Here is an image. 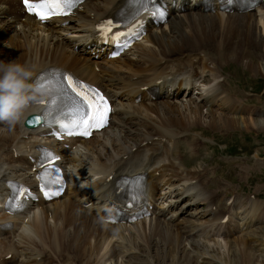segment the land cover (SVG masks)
<instances>
[{
  "label": "bare ground",
  "instance_id": "1",
  "mask_svg": "<svg viewBox=\"0 0 264 264\" xmlns=\"http://www.w3.org/2000/svg\"><path fill=\"white\" fill-rule=\"evenodd\" d=\"M91 4L94 6V8L99 9L101 0H93L91 1ZM16 10L17 6L14 0H0V22H7L6 24L10 26V23L7 21V17L10 16V14H17ZM92 22L93 21L88 24H91ZM218 31H220V33H218ZM220 35L222 38H224L223 43H225V50L222 52V56H220L219 60L222 59V61H224V65L231 61H237L240 63L250 61V63L246 65L249 70L260 71L259 68H261V66L264 69V62L261 61L259 65L256 66L251 60V57H253L254 53L257 56L259 55V53L256 52L259 49V43L264 44V39L262 38L264 37V18H256L252 14H205L200 12L185 13L175 18L172 29L169 26H165L158 30V32H154L151 37L152 41L154 42V46L147 48L151 53L154 54V56H156L160 53H167L179 49L184 50L202 43L216 42L215 39H218ZM60 38L61 37H58V39ZM162 41L168 43L167 48H162L160 46L159 42ZM58 43L60 42H57L56 44L58 45ZM51 44V41H47L41 45V41L38 40L35 42L34 38L30 47V49L34 51L33 54L26 52L24 47L18 46L13 49L5 50L4 54L0 56V61L8 62L10 59L11 61L16 60L18 62L28 60V58L32 55L34 57L42 55V59L45 62L60 61L61 63L69 64L72 67H77L79 72H82L91 79L96 80L97 76L95 72H93L92 64L88 60L80 62L75 61L72 57L65 59V51L60 48V45L57 50H52ZM40 46L41 49L39 51L38 47ZM250 48L253 49V51H251ZM24 57H26V59ZM163 106L161 107L157 105L155 108H152L150 110L151 114L155 115L157 119L167 125H177L181 128L206 129L212 128L210 123L214 125L221 123L229 124L231 121L237 122V125L240 126L242 122L240 119L234 116H220L215 109L206 110L203 105L190 100L186 102L181 101L178 103L167 101ZM207 121L208 124H206ZM246 123L249 124V126L257 127L262 125L263 121L261 119H253L247 120ZM231 128L232 127L227 126V129ZM217 129H221V127L219 126ZM8 136L10 135L7 134L5 130L0 129L1 138ZM11 136L14 137L15 135L13 134ZM17 151L20 153L17 160L22 161V159L25 158V155L19 149ZM15 162L16 159L12 161V165L9 167L10 172H13ZM24 178H27V176L25 175ZM3 193L4 192L1 191L0 196H2ZM78 214H80L82 218L81 221H77L76 231L70 235V238L73 246H75L78 251L79 261L81 262L80 264H124L118 259L114 260V245L112 244V237L109 236L111 233L110 227L99 223L97 220H93L91 217L83 218L82 213L78 212ZM260 214L264 217V208L260 210ZM38 218L39 216L37 214L36 217L30 218L26 223H24L20 227V230H17L18 235L22 236L25 234V232L30 229L31 225L35 228L41 226ZM223 224L224 223H221L219 218H213V221L208 224V227L202 236H204L205 239H208L211 232L217 229V226L219 227L218 232H220L223 228ZM116 230L119 235L122 234L120 226H117ZM251 232L247 231L248 235L246 238L249 236L255 237L256 234H258L257 229L254 232ZM132 236L133 240L135 239L134 243L139 248L142 237L144 241L146 238L145 245L147 249H149V252H159L163 255L162 257L164 260H169L168 255L172 257L175 255L179 256L182 264H193L192 262H196L202 257L205 260L206 253L204 254V252H200V254L202 253L204 256L199 255L197 254V250L199 251V249H203L206 252L214 251V246L220 248L219 254L227 253L233 250L234 246H238V252L240 256L242 255V259H236L234 261L230 259V257V263L227 262V264H264L260 259L257 258L256 253L253 252L249 243H244L245 237H235L237 239L223 240L224 242H220L218 239L215 240V236H212V241H196V253L195 257L193 258V255L187 250L186 240L183 238V236H181L171 226L165 225L159 220L145 219L141 222V224L137 225V229L135 232H133ZM140 236L142 237L139 238ZM233 241H236V244L230 243ZM13 243H16V239L12 237H9L8 239H0V252L5 251L4 254H6L12 250L15 251L14 249H16V245L10 248V244ZM207 243L214 244L213 248H209L208 246L204 245ZM232 244L234 245L231 246ZM230 253L228 256L232 255V253ZM210 256L211 255L208 256V259H211ZM240 256L239 258H241ZM3 262L7 263L5 259H3Z\"/></svg>",
  "mask_w": 264,
  "mask_h": 264
},
{
  "label": "clouds",
  "instance_id": "2",
  "mask_svg": "<svg viewBox=\"0 0 264 264\" xmlns=\"http://www.w3.org/2000/svg\"><path fill=\"white\" fill-rule=\"evenodd\" d=\"M36 63L0 61V123L9 130L22 124L34 104L42 101L45 89L33 82Z\"/></svg>",
  "mask_w": 264,
  "mask_h": 264
},
{
  "label": "snow or ice",
  "instance_id": "3",
  "mask_svg": "<svg viewBox=\"0 0 264 264\" xmlns=\"http://www.w3.org/2000/svg\"><path fill=\"white\" fill-rule=\"evenodd\" d=\"M24 3L30 12L36 11V14L43 20L50 15L68 14V10L76 6L77 0H44V3L41 4H32L30 0H24ZM67 80L78 101H73L75 107L71 110V121L61 123L60 127L65 130V134L89 135L92 128L105 125L109 111L107 102L98 93L78 81H74L70 76L67 77ZM97 99H99V103H97ZM65 114L67 115V113ZM80 129L83 130L80 131Z\"/></svg>",
  "mask_w": 264,
  "mask_h": 264
},
{
  "label": "rangeland",
  "instance_id": "4",
  "mask_svg": "<svg viewBox=\"0 0 264 264\" xmlns=\"http://www.w3.org/2000/svg\"><path fill=\"white\" fill-rule=\"evenodd\" d=\"M191 15H193V14H191ZM191 15H188V16H191ZM191 32H195V31H191ZM218 33H220V31H218ZM263 39H264V37H262ZM165 41H167V40H165ZM165 41H162V42H159V44H160V46L162 47V48H167L168 47V43H166ZM215 41L216 42H218V43H223L224 42V38H222L221 37V35L219 36V38L218 39H215ZM250 50L251 51H253V49H251L250 48ZM257 53H259V57L261 58V60H259V61H256V60H254V57H251V60L255 63V65L256 66H258L259 65V63L262 61V62H264V56H263V54H264V44H262V43H259V49L256 51ZM220 56H222V53L221 54H219L217 57H220ZM258 59V58H257ZM219 62L222 64V65H224V61H222V59H220L219 60ZM248 63H250V61H248V62H245V63H240V62H237V61H231V62H228L226 65H224L225 67H227L228 68V66H230L231 65V67H234L235 65L234 64H236V65H239V66H242V67H244V68H246V69H248V67L246 66ZM260 69V71L258 70V71H253V70H249L250 71V76H253V75H256V76H258V77H260L259 78V84H260V86H263L264 85V69H263V67L261 66V68H259ZM178 103V102H177ZM164 104H162V105H159V106H163ZM164 107V106H163ZM216 112L218 113V115H220V116H234V117H236V115L235 114H230V113H225V112H222V111H218V110H216ZM173 117V116H172ZM236 118H238V119H240L242 122H241V124H240V126H238L237 125V122H235V121H231L229 124H224V123H221V124H218V125H214V124H211L210 123V126L212 127V128H215V129H217V128H219V126L221 127V129H227V126H230V127H232V128H235L236 127V129H241V128H249V127H252V128H254V129H257V130H261V131H264V119H261L262 121H263V124L262 125H259V126H249V124H247L246 123V121L247 120H253L252 118H249V119H247V118H241V117H236ZM256 120H260V119H256ZM206 124H208V121L206 122ZM203 129H205V128H203ZM207 129V128H206ZM258 230V234H256V236L255 237H253V236H249V237H247L246 238V236H245V238H244V243L245 244H248L249 243V245L251 246V249L253 250V252H255L254 251V247H253V245L251 244V242H253L254 240H257V242H259L260 240H263L264 239V227H261V228H259V229H257ZM260 230V231H259ZM258 236H262L263 238H260V239H258ZM142 236H140L139 238H141ZM204 238V236H202V238L201 239H203ZM209 238V237H208ZM238 238H241V237H238ZM216 239V238H215ZM234 239H237V238H233V239H228V240H234ZM248 239H250V241L248 240ZM135 240V239H134ZM206 240V239H205ZM219 240V239H218ZM141 241V240H140ZM220 242H224L223 240H220ZM236 241H233V242H230V243H234V244H236L235 243ZM241 242V241H240ZM71 244H72V246H73V243H72V241H71ZM146 238H145V241H144V239H143V237H142V241L140 242V248H141V250H143V252H144V258H142L139 262H138V264L139 263H141L142 264V262H146V264H182L181 263V259H180V257L179 256H170V255H168L169 256V260H164V258L162 257L163 255L162 254H160L159 252H157V251H150L149 252V249H147V247H146ZM234 244H232L231 246H233ZM16 245V243H13V244H10V248L11 247H14ZM204 245H206V246H208L209 248H213V245L214 244H212V243H207V244H204ZM74 247V249H75V251L78 253V251H77V249H76V247L75 246H73ZM214 248H215V250L214 251H208V252H206L205 250H203V249H199V251L197 250V254H199V255H203L204 256V254L206 255L205 256V260L203 261L204 263L203 264H227V262L228 263H230L229 262V258L230 259H232V260H236V259H242V255L240 256V254H239V252H238V246L236 247V246H234L233 247V250H231V251H229V252H227V253H224V254H219V250H220V248H218V247H216V246H214ZM217 249V250H216ZM15 250V249H14ZM149 252V253H148ZM200 252H204V254H200ZM232 253V255H230V256H228V254L229 253ZM262 252H264V251H262ZM157 253V254H156ZM208 253V254H207ZM222 253V252H221ZM230 253V254H231ZM256 253V252H255ZM209 255H211L210 257H211V259H208V256ZM226 256H228V257H226ZM239 256L241 257V258H239ZM256 256H257V258L258 259H260L263 263H264V257H259V254L258 253H256ZM176 257V258H175ZM214 257H215V259H214ZM162 258V259H161ZM228 258V259H227ZM208 259V260H207ZM213 260H214V262H215V260H216V262L214 263L213 262ZM227 260V261H226ZM211 261H212V263H211ZM193 264H201V262H192ZM137 264V263H136Z\"/></svg>",
  "mask_w": 264,
  "mask_h": 264
}]
</instances>
